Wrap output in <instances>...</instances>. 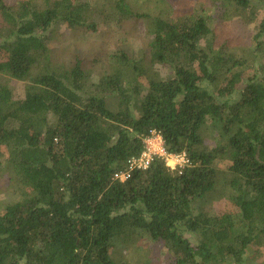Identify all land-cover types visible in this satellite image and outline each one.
I'll use <instances>...</instances> for the list:
<instances>
[{"label":"trees","instance_id":"trees-1","mask_svg":"<svg viewBox=\"0 0 264 264\" xmlns=\"http://www.w3.org/2000/svg\"><path fill=\"white\" fill-rule=\"evenodd\" d=\"M210 1L223 18L264 2ZM132 3L0 0V170L18 190L0 210V264H126L113 253L136 234L175 264H241L264 233V15L245 76L243 60L212 45L208 18L170 19ZM139 19L145 51L110 55L115 64L96 84L83 59L64 68L50 53L58 24L96 34ZM5 77L24 82L18 95ZM151 129L189 162L171 170L154 159L113 179ZM222 159L234 210L213 213L194 203L215 191Z\"/></svg>","mask_w":264,"mask_h":264},{"label":"rangeland","instance_id":"rangeland-1","mask_svg":"<svg viewBox=\"0 0 264 264\" xmlns=\"http://www.w3.org/2000/svg\"><path fill=\"white\" fill-rule=\"evenodd\" d=\"M16 0H6L14 3ZM91 5H101L106 0H84ZM135 9L139 11L153 12L162 17L173 19L178 16H203L208 18L212 30L211 41L216 47L221 45L224 51H229L244 61L243 68L245 76L251 75L254 71L251 67L253 58L248 54L255 46L253 36L258 31L261 18L264 15V2H254L248 8L240 11L239 15H231L228 18L219 16V9H216L210 0H131ZM261 1V0H260ZM233 13V10H231ZM142 19L124 23L118 29L115 25H101L99 33L91 34L84 30H71L64 24H58L50 29V53L63 64L64 68H69L74 56L83 59L84 69L91 72V83L96 84L99 78L111 72L113 58L116 51H130L134 58H139L148 44L149 35ZM108 28V29H107ZM48 32V34H49ZM126 34V35H125ZM247 54V56H246ZM97 57V63L92 60ZM261 56V55H259ZM247 58V59H246ZM243 61L241 63H243ZM243 65V64H242ZM155 70H160V74L166 75L169 72L167 66L155 65ZM3 83L18 95L22 88V81H17L11 77H5ZM217 93V90H216ZM108 105L112 110H116L117 99H108ZM205 143L210 144L214 132L210 127L203 132ZM204 143V144H205ZM227 161L219 160L216 164L218 182L215 191L207 201H197L194 204L203 210H210L213 213H223L234 210L230 196L232 194L228 185ZM18 199V190L9 178L6 170H0V210L11 201ZM189 237V234H187ZM189 240L195 243V236ZM117 260L126 264H175L173 259L166 254L163 246L153 242L147 235L136 234L124 245H119L113 253ZM23 264V263H21ZM241 264H264V233H261L258 240L250 245V249L245 252V259Z\"/></svg>","mask_w":264,"mask_h":264},{"label":"built area","instance_id":"built-area-1","mask_svg":"<svg viewBox=\"0 0 264 264\" xmlns=\"http://www.w3.org/2000/svg\"><path fill=\"white\" fill-rule=\"evenodd\" d=\"M154 159H161L171 170H180L189 161L184 152L170 153L165 149L161 134L151 129L142 139V150L138 156L126 160V166L114 173L113 179L124 182L134 170H144Z\"/></svg>","mask_w":264,"mask_h":264}]
</instances>
